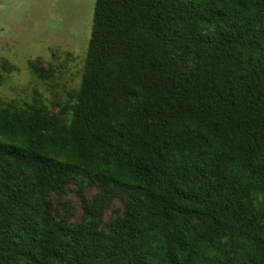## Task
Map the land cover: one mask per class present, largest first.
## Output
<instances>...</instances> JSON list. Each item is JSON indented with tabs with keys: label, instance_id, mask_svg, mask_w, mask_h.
<instances>
[{
	"label": "trees",
	"instance_id": "1",
	"mask_svg": "<svg viewBox=\"0 0 264 264\" xmlns=\"http://www.w3.org/2000/svg\"><path fill=\"white\" fill-rule=\"evenodd\" d=\"M0 264H264V0H96L73 102L0 104Z\"/></svg>",
	"mask_w": 264,
	"mask_h": 264
},
{
	"label": "rangeland",
	"instance_id": "2",
	"mask_svg": "<svg viewBox=\"0 0 264 264\" xmlns=\"http://www.w3.org/2000/svg\"><path fill=\"white\" fill-rule=\"evenodd\" d=\"M96 0H0V104L35 105L57 112L73 102L82 82L93 31ZM41 59L51 77H39L28 67ZM15 71L8 73L2 64ZM99 186L77 179L52 196L54 214L71 224L83 222V198L93 201ZM82 194V196H81ZM124 199H116L104 213L101 226L121 218Z\"/></svg>",
	"mask_w": 264,
	"mask_h": 264
}]
</instances>
